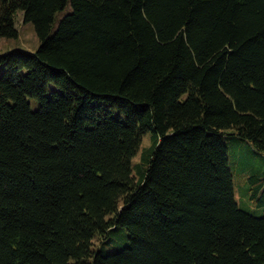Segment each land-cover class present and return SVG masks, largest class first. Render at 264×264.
<instances>
[{
	"label": "trees",
	"instance_id": "1",
	"mask_svg": "<svg viewBox=\"0 0 264 264\" xmlns=\"http://www.w3.org/2000/svg\"><path fill=\"white\" fill-rule=\"evenodd\" d=\"M19 16L0 264H264V178L242 206L226 143L264 154V0H0V39Z\"/></svg>",
	"mask_w": 264,
	"mask_h": 264
},
{
	"label": "rangeland",
	"instance_id": "2",
	"mask_svg": "<svg viewBox=\"0 0 264 264\" xmlns=\"http://www.w3.org/2000/svg\"><path fill=\"white\" fill-rule=\"evenodd\" d=\"M64 13H61L59 17L61 18ZM17 27L19 29L18 38L0 39V53L14 48H22L30 51H35L38 48L40 42L33 24L24 23L22 16H19ZM37 103L38 101L33 102V106L37 107ZM151 135L149 134L144 137L141 150L142 148L151 146ZM226 143L230 150V163L234 174L238 201L242 206L249 209H263L262 207H258L254 200L250 199V195L253 193V187L250 186V178L252 176L264 178V154L258 152L249 142L237 137H228ZM140 152L134 158V163L139 161Z\"/></svg>",
	"mask_w": 264,
	"mask_h": 264
}]
</instances>
